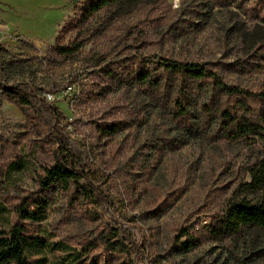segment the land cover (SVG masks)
<instances>
[{"label":"rangeland","instance_id":"obj_1","mask_svg":"<svg viewBox=\"0 0 264 264\" xmlns=\"http://www.w3.org/2000/svg\"><path fill=\"white\" fill-rule=\"evenodd\" d=\"M93 1L0 0V205L8 210L0 231L20 224L35 244L25 253L32 264H70L77 255L79 264H264L263 229L216 239L209 227L228 203H264V188L250 185V171H261L262 142L198 122L209 101L238 114L241 105L256 107L254 95L264 91V0H134L91 17L79 36L77 9ZM56 40L82 47L56 56ZM3 59L26 68L4 73ZM164 60L215 74L216 82L189 92L192 133L172 117L170 92L164 106L136 80ZM9 88L28 95L33 108L17 106ZM107 124L120 131L103 135ZM61 146L84 179L43 191L42 169ZM21 163L26 171L11 170ZM36 199L42 209L31 204ZM21 200L32 219L15 213Z\"/></svg>","mask_w":264,"mask_h":264},{"label":"trees","instance_id":"obj_2","mask_svg":"<svg viewBox=\"0 0 264 264\" xmlns=\"http://www.w3.org/2000/svg\"><path fill=\"white\" fill-rule=\"evenodd\" d=\"M134 0H94L87 6H83L76 12L74 29L79 36H84V31L88 20L104 11L115 10L119 12L120 8L130 5ZM82 45L73 41V43L62 45L56 40L53 47V53L56 56H69L77 53ZM6 54V53H5ZM4 73H22L25 70V61L23 60H2ZM158 69L148 76V74L137 75V82H142L147 90V98L151 101H159L162 105L168 104V93L173 95L171 101L172 117L181 123L187 132L192 133L193 124L190 122V113L186 109L189 92L196 83H200L205 79H211L216 82L215 74L204 67L192 63L177 60H164ZM220 90L230 96L232 91L226 92L223 87ZM224 88V89H223ZM6 95L17 106H27L33 108L32 99L9 88ZM231 93V94H230ZM243 94L237 91L235 94ZM11 94L13 97H11ZM242 98V97H240ZM256 107L248 109L246 105H241L242 113L232 112L227 107L215 108L209 101L204 103L201 108V116L198 122L207 124L208 126H218L219 129L233 139H239L247 136H257L264 147V91L254 95ZM152 103V102H151ZM154 104V103H152ZM240 108V107H239ZM57 112V111H56ZM120 131L116 124H107L100 128V132L105 136L115 135ZM12 171H26L27 167L21 163L12 166ZM67 148L61 146L59 152L53 155V163L42 169V176L39 177V187L43 191H49L53 184H58L62 189L68 190L73 183L84 179L83 173L80 172ZM252 179L251 187L264 188V160L261 163V171H250ZM250 187V186H249ZM36 199L31 204L38 205L36 210L42 209L43 202ZM27 200H21L16 206L15 213L22 219H32L34 214H30ZM41 207V208H40ZM8 210L0 205V218H2ZM35 212V211H34ZM11 214V213H10ZM210 229L216 239L228 238L229 236L238 234L244 228L259 227L264 230V203H252L244 199H238L215 213L211 218ZM8 221V220H7ZM20 227V224L17 223ZM19 227H10L6 232L0 231V264H32L26 258V251L35 244L28 241V237H24ZM180 238H186V245L194 244V239L189 235L187 230H181ZM38 243V241H36ZM184 245V246H186ZM81 259L77 255L70 264H79Z\"/></svg>","mask_w":264,"mask_h":264},{"label":"built area","instance_id":"obj_3","mask_svg":"<svg viewBox=\"0 0 264 264\" xmlns=\"http://www.w3.org/2000/svg\"><path fill=\"white\" fill-rule=\"evenodd\" d=\"M171 2H172V4H173L174 6H177L178 3H179V0H171Z\"/></svg>","mask_w":264,"mask_h":264}]
</instances>
